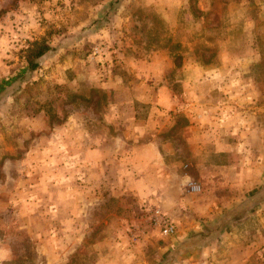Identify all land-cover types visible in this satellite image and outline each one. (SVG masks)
<instances>
[{
  "label": "crops",
  "instance_id": "crops-1",
  "mask_svg": "<svg viewBox=\"0 0 264 264\" xmlns=\"http://www.w3.org/2000/svg\"><path fill=\"white\" fill-rule=\"evenodd\" d=\"M242 51L139 60L131 87L108 75L116 82L101 106L73 109L47 131L35 120L19 169L0 179L3 224L15 230L0 235V264H74L83 248L90 264H151L147 253L178 244L190 263H262L264 201H247L264 190V81L238 67L263 59ZM155 208L175 233L151 225Z\"/></svg>",
  "mask_w": 264,
  "mask_h": 264
},
{
  "label": "rangeland",
  "instance_id": "rangeland-1",
  "mask_svg": "<svg viewBox=\"0 0 264 264\" xmlns=\"http://www.w3.org/2000/svg\"><path fill=\"white\" fill-rule=\"evenodd\" d=\"M34 40H45L52 49L27 81L0 101V179L19 169L24 148L38 133L31 128L35 120L47 131L73 109L101 106L112 99L106 82H116L108 75L131 87L139 60L168 59L171 51L176 64L179 59L191 64L200 56L214 57L219 48L240 54L248 45L252 57L263 61L239 66L238 73L264 81V0H0V79L25 65L24 50ZM9 217L0 211L1 236L15 234L3 224ZM150 222L162 233L152 212ZM178 246L167 252L175 254ZM180 250L171 264H200V256L194 254L196 262L190 263L191 254ZM158 251L147 253L151 264L154 256L157 264L163 262L167 252ZM72 260L91 262L85 248Z\"/></svg>",
  "mask_w": 264,
  "mask_h": 264
},
{
  "label": "trees",
  "instance_id": "trees-1",
  "mask_svg": "<svg viewBox=\"0 0 264 264\" xmlns=\"http://www.w3.org/2000/svg\"><path fill=\"white\" fill-rule=\"evenodd\" d=\"M118 1L119 0H116V2ZM51 49L52 48L45 40H34L28 44V47L24 50L25 65L13 75L0 79V101L9 96L11 91L15 89L18 90L21 83L27 81L28 73L36 70L40 66L42 56ZM255 201H264V190L250 197L247 202L253 203ZM247 209L248 208L243 205L238 209L231 210L228 214L232 219H238L245 214ZM175 255L176 252L171 256H167L166 260L168 262L171 261Z\"/></svg>",
  "mask_w": 264,
  "mask_h": 264
},
{
  "label": "built area",
  "instance_id": "built-area-1",
  "mask_svg": "<svg viewBox=\"0 0 264 264\" xmlns=\"http://www.w3.org/2000/svg\"><path fill=\"white\" fill-rule=\"evenodd\" d=\"M187 190L190 192H198L201 190L200 184L189 181L187 183ZM152 212V221L154 225L161 226V231L164 235L173 234L174 233V226L170 223L167 218L162 214L160 209L155 208L151 210Z\"/></svg>",
  "mask_w": 264,
  "mask_h": 264
}]
</instances>
